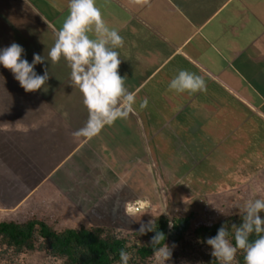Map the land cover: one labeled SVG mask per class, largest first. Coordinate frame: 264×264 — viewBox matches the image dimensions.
I'll return each instance as SVG.
<instances>
[{
  "label": "crops",
  "instance_id": "1",
  "mask_svg": "<svg viewBox=\"0 0 264 264\" xmlns=\"http://www.w3.org/2000/svg\"><path fill=\"white\" fill-rule=\"evenodd\" d=\"M68 4L0 0V49L16 42L29 63L33 53L45 56L37 74L49 71L46 92L26 93L0 65V200L12 196L11 185L25 189L0 210L31 200L27 212L40 214L51 201L42 213L76 228L135 232L140 211L128 205L146 200L151 210L161 183H187L184 193L194 184L193 199L225 191L251 198L249 186L264 179V0H96L124 39L115 49L119 74L136 102L128 119L92 139L72 136L88 112L67 62L47 56ZM179 70L203 77L207 91H170Z\"/></svg>",
  "mask_w": 264,
  "mask_h": 264
},
{
  "label": "clouds",
  "instance_id": "2",
  "mask_svg": "<svg viewBox=\"0 0 264 264\" xmlns=\"http://www.w3.org/2000/svg\"><path fill=\"white\" fill-rule=\"evenodd\" d=\"M92 32L98 38H90ZM124 46V39L115 28L103 19L96 0H69L68 15L62 27L56 32V39L48 51V60L58 63L63 58L71 69V86L77 88L83 96V105L87 109L88 119L84 126L72 133L74 138L92 139L98 136L105 126H111L118 119H128L134 111L135 93L125 87L126 77H121L119 67L121 59L115 49ZM24 48L16 42L0 49V65L9 70L14 79L26 93L43 90L46 92L49 71L37 74L36 65L46 63L45 56L33 53L31 63L25 58ZM170 91L177 93L206 92L207 85L203 77L188 70H179L168 85ZM145 98L141 108L147 107ZM241 223L233 224L234 241L229 239V227L222 224L215 236L208 237L206 244L210 255L219 264H238V250L244 252V264H264V198L249 199L244 203ZM155 221L142 223L139 234L154 232L150 241L153 256L157 264H167L172 257V248L164 243L166 237L157 230ZM171 228V223L169 224ZM258 238L250 241L252 234ZM120 264H128L130 254L125 249L119 251Z\"/></svg>",
  "mask_w": 264,
  "mask_h": 264
},
{
  "label": "trees",
  "instance_id": "3",
  "mask_svg": "<svg viewBox=\"0 0 264 264\" xmlns=\"http://www.w3.org/2000/svg\"><path fill=\"white\" fill-rule=\"evenodd\" d=\"M44 212V211H42ZM28 213L27 219L0 221V258L7 264H15L19 256L28 252H43L46 256L60 260L62 264H120L119 251L130 254L128 264H152L154 256L150 244L141 242L140 236L151 241L154 232H125L118 235L109 227L79 226L77 228H56L57 217L51 213ZM243 212L229 215L216 221L206 212L178 208L171 219L160 216L155 223L157 230L165 234V241L171 238L179 244V251L172 254L175 261L194 264H219L211 255L206 239L215 236L222 224L229 227V239L234 241L233 224L239 225ZM264 217V213H261ZM50 216V217H49ZM261 235H264L262 233ZM253 233L250 241L257 239ZM238 264H244V252L238 250Z\"/></svg>",
  "mask_w": 264,
  "mask_h": 264
},
{
  "label": "rangeland",
  "instance_id": "4",
  "mask_svg": "<svg viewBox=\"0 0 264 264\" xmlns=\"http://www.w3.org/2000/svg\"><path fill=\"white\" fill-rule=\"evenodd\" d=\"M32 178V177H31ZM34 182V179L32 180V183ZM15 183V182H14ZM4 182H0V188L4 189V186L2 185ZM189 193H184L183 192V186L188 188L187 183L182 184V183H177V184H166V183H161L158 185V192L160 191L159 195L157 198L152 200V209L150 210V205L147 203L146 200H137L134 203L128 205L127 209L129 211H140L139 214L134 216L135 221L139 224V226L142 223H147L149 220H156L160 217L163 216L165 217L168 222H171L172 216L174 214V210L178 208H184V209H193L198 212H206L209 215H211L216 221H219L229 215L237 214L243 212V206L244 203L249 200V199H256V198H264V192L261 189H264V179L259 178L258 182L255 185L249 186V188H255L254 190L251 189V198H242V196H237V195H232L230 193L227 194L225 191L226 195H217V199L213 200L210 197L211 194L207 195L206 197H201V199H193L191 193L194 191V184H189ZM10 186V183H7V187ZM25 186H30V185H25ZM198 186V185H196ZM203 188L208 185H201ZM11 191L9 192L12 193V196L5 200L1 199L0 200V205L8 204L13 200V198H18V194L23 195L25 192L23 188L19 189L16 184L11 185L9 187ZM17 188V189H16ZM205 188V191H206ZM232 188V187H231ZM13 189V190H12ZM23 189V190H22ZM204 190V189H203ZM23 191V192H22ZM42 192V191H41ZM196 192V191H194ZM161 194V195H160ZM217 194H220L217 193ZM18 196V197H17ZM39 196V192L34 194V198ZM12 198V199H11ZM16 199L13 200V202ZM46 206L42 207L39 205L37 208L38 211L42 212L45 211V208L51 207V201H46ZM33 208H35L34 202L31 200H27L22 204L21 208H16L14 210H0V221L2 220H19V219H27L25 216L20 218L22 215H28V211H32ZM50 209V208H49ZM47 209L46 212H49L50 210ZM36 210V211H37ZM22 214V215H20ZM50 217V216H49ZM68 218V217H67ZM57 223L54 222V227L56 228H76V224L72 225L70 222H68V219H62V218H56ZM77 221L75 223L83 224L84 218L81 216H77L75 218ZM20 221V220H19ZM167 222V226H168ZM74 224V223H73ZM90 226H94L89 224ZM97 227H106L102 225H95ZM111 229L114 230V232L118 235H123L125 234V231H122L121 229L119 231H116L115 227H112ZM169 229V227H168ZM137 232V231H135ZM139 232V230H138ZM141 242L143 243H148L150 244V240L147 237L140 236ZM173 240L171 238H168L165 244H167L170 248L174 244L175 247L172 248V254L177 253L179 251V244H175L172 242ZM15 264H62L60 260L50 258L46 256L45 253L43 252H28L25 253L21 256H19L16 260H14ZM0 264H7V261L4 259L0 258ZM152 264H157V261L155 258L153 259ZM167 264H194L193 262L189 263H183L179 260L175 261L174 258L171 257V260L167 262Z\"/></svg>",
  "mask_w": 264,
  "mask_h": 264
},
{
  "label": "built area",
  "instance_id": "5",
  "mask_svg": "<svg viewBox=\"0 0 264 264\" xmlns=\"http://www.w3.org/2000/svg\"><path fill=\"white\" fill-rule=\"evenodd\" d=\"M171 222H168V227H169V224H170ZM171 225H172V223H171ZM169 229H170V227H169Z\"/></svg>",
  "mask_w": 264,
  "mask_h": 264
}]
</instances>
